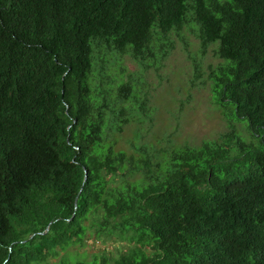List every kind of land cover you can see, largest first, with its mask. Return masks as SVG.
Listing matches in <instances>:
<instances>
[{
  "label": "trees",
  "instance_id": "trees-1",
  "mask_svg": "<svg viewBox=\"0 0 264 264\" xmlns=\"http://www.w3.org/2000/svg\"><path fill=\"white\" fill-rule=\"evenodd\" d=\"M185 30L226 131L125 150ZM0 264H264V0H0Z\"/></svg>",
  "mask_w": 264,
  "mask_h": 264
},
{
  "label": "rangeland",
  "instance_id": "rangeland-1",
  "mask_svg": "<svg viewBox=\"0 0 264 264\" xmlns=\"http://www.w3.org/2000/svg\"><path fill=\"white\" fill-rule=\"evenodd\" d=\"M172 38L174 50L162 63L148 62L142 67L126 61L130 73L144 74L145 84L141 88L150 100L148 111L137 113L140 124L133 123L124 134L123 148L130 152H135L132 142L139 135L153 145L166 146L170 141L180 146H199L203 141L217 139L228 127L212 92L211 76L223 63L217 47L212 46L203 54L199 40L189 30L180 36L173 34ZM119 243L113 239L108 245ZM103 245L90 240L87 247L73 252L92 255Z\"/></svg>",
  "mask_w": 264,
  "mask_h": 264
}]
</instances>
